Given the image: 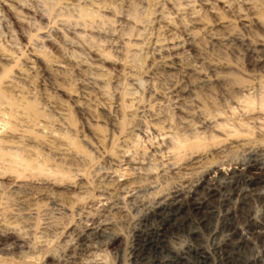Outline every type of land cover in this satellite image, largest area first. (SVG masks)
Wrapping results in <instances>:
<instances>
[{"label": "rangeland", "instance_id": "rangeland-1", "mask_svg": "<svg viewBox=\"0 0 264 264\" xmlns=\"http://www.w3.org/2000/svg\"><path fill=\"white\" fill-rule=\"evenodd\" d=\"M162 43L174 51L161 49ZM263 49L264 0H0V100L7 103L0 114V155L9 163L0 166V264H91L94 256L92 264H132L133 249L159 226L152 205L176 188L186 190L208 167L230 171L250 161L248 149L224 144L204 161L188 156L177 165L162 153L168 144L157 130L188 137L194 128L207 136L213 130L205 119L261 123L264 107L246 114L235 103L248 93L264 95ZM177 95L187 104L186 115L175 107ZM262 136L255 133L252 140L264 145ZM160 153L168 156L166 163ZM261 158L264 152L257 157L260 168ZM261 186L239 187L236 193L243 194L223 190L228 200L211 198L204 213L189 218L185 232L164 237L168 248H157L142 264H172L180 255L183 264L195 255L221 264L240 232L264 262ZM222 215L239 228L236 236L214 235ZM85 228L96 230L88 240L96 249L78 255ZM249 257L237 253L230 264H252Z\"/></svg>", "mask_w": 264, "mask_h": 264}, {"label": "bare ground", "instance_id": "bare-ground-1", "mask_svg": "<svg viewBox=\"0 0 264 264\" xmlns=\"http://www.w3.org/2000/svg\"><path fill=\"white\" fill-rule=\"evenodd\" d=\"M209 3V2H208ZM11 10V9H10ZM17 15V14H16ZM193 15V14H192ZM18 16V15H17ZM17 18V17H16ZM19 20V19H18ZM186 41V40H185ZM164 42V41H163ZM161 44V43H160ZM162 45L164 46L165 44H163L162 43ZM162 45H160V46H162ZM160 47L161 49L163 48L164 50H166V48L168 49H172V51H174L173 50V48H171V47H169L168 45L166 46H164V47ZM171 46V45H170ZM175 46V45H174ZM177 46V45H176ZM176 46H175V48H176ZM173 47V46H172ZM154 49V48H153ZM159 51V50H158ZM168 51V50H167ZM251 51H261V49L260 50H258V49H256V48H252V50ZM263 51H264V49H263ZM169 55V54H168ZM171 55V54H170ZM166 57H167V55H166ZM169 57V56H168ZM165 58V57H164ZM95 79V78H94ZM94 79H91L92 81L94 80ZM96 81V80H95ZM94 82V81H93ZM92 82V83H93ZM250 90V88L249 89H246V90H244L246 93L248 92ZM250 92V91H249ZM0 95H1V97L3 96L4 97V93L2 92V91H0ZM242 96H243V94H242ZM253 96H254V94H253ZM256 98V97H255ZM255 98H253L249 93L247 94V96L245 95V96H243L242 98H240V99H237L238 101L235 103L236 105H238V107H239V105L240 106H242V107H240V108H242L243 110H244V112L247 114V113H253V111H255V109H259V108H262V107H264V95L262 96H260L257 100H256V102H255ZM176 99H178L175 103H176V105L177 106H175L176 107V109L179 111V113L181 114V113H183V114H185V110H184V108L185 107H187V104L185 103V101H183V98L182 97H180V95H177V98ZM175 101V100H174ZM4 104H7V103H3V102H1V100H0V114L2 113L1 111L5 108V107H2ZM243 104V105H242ZM175 109V108H174ZM234 109V107L232 108V110ZM236 109V108H235ZM184 110V111H183ZM239 110V109H238ZM230 111V110H229ZM235 111V110H234ZM243 113V112H242ZM233 114V113H232ZM248 114V115H249ZM186 115V114H185ZM237 115V114H236ZM240 115V114H239ZM243 115V114H242ZM208 116H209V114H208ZM220 116V115H219ZM238 116V115H237ZM239 117V116H238ZM204 118V117H203ZM208 118V117H207ZM212 118V117H211ZM218 118V117H217ZM228 118V117H227ZM227 118H225V119H227ZM234 118V117H233ZM228 119H230V120H223V121H221V122H218V121H216V122H212L211 123V120L209 121V120H206L205 119V122L207 123V125L208 126H211V130H213V135L212 134H207V136H200V133L199 134H197V131H194L193 129L194 128H192V129H190V130H192V133H193V135H192V133L190 134V136H188V137H186V136H184V137H182V136H178L175 132V134L173 133H168V131L166 132V130H163V131H165V132H162V131H160V130H162L161 128L159 129V130H157V128H155L158 132H159V134L161 135V137L167 142V143H165V145L167 146V144H168V146H167V151H165V148H164V151H162V153L164 152V153H166V155L168 154V156L170 157L169 159H171V162L173 161L174 163L176 162V164L178 163V161L180 162L181 160H184L186 157H193V159H196L197 160V162H200L199 161V159L200 160H203L204 161V158H203V156H205V158H206V154L207 153H210V152H213L214 150H216V149H219L222 145H224V144H226V145H228L229 146V148H232V149H234V148H239V149H248L249 150V152H247L246 151V154L248 153V155L250 156V161H249V163L247 162V161H244V162H247L248 164H244L243 163V161H242V164H238V167L237 168H232V169H230V171H228V169H226V171H223V170H221V168H216L215 166L214 167H208L209 165H206V167H208V168H206V170H204L202 173H203V175L202 176H200L201 175V173H199L200 175V177L196 180V181H194V182H192L191 183V185L189 186V187H187V189L186 190H177V188H176V190H174V191H171L168 195H167V198L166 199H164V197H162L164 200H159L157 203H155V205H157L155 208H153V206L154 205H152V209H150V211H151V214H152V220H156V219H159L158 220V224H159V226L157 227V228H155L152 232H150L149 234H150V237H149V239H147V240H145V241H143V243L141 244V245H139L137 248H135V249H133V253H131V254H133V256L134 257H132L133 258V261H132V264H142L143 262L145 263V261H144V259H148V257H150V255H151V253L153 254L156 250H157V248H166L165 247V245H163V243L165 242L163 239H164V237L165 238H167V237H171V236H179V234H181V233H183V232H185V229L187 228L186 227V222L187 223H189L188 222V220H189V218H191V217H195L197 214H199L201 211H203V213H204V209H206L207 208V205H208V201L211 199V198H213V197H215V196H217V195H220L221 194V192L223 191V190H230V192H231V194H237V193H240V191L239 192H237L236 193V191H238V188L239 187H242L243 188V186H248L249 188H250V190L251 191H257L258 190V188L261 186V184H263L264 185V166L262 165V167L260 168L259 167V163H258V160L259 159H257V157L259 158V156L261 155V153L262 152H264V145L262 146L261 145V143H263V142H261L260 140V143L258 142V143H256V142H254L253 140V135L255 134V133H257V134H259V135H263L264 136V120L263 119H261V123H259L258 121V119L255 121V122H253V123H255V124H257V125H259V127H252V125H253V123H252V125L250 126L249 125V123L247 122H243L242 120L240 121L239 119V121L236 119V117L234 118V119H232L231 120V118H228ZM189 120V119H188ZM188 120H187V122H188ZM251 121H253L252 119H250ZM213 121V120H212ZM251 121H250V123H251ZM263 121V122H262ZM192 122V121H191ZM203 122V121H202ZM161 123V122H160ZM179 123H180V121H179ZM181 123H184V122H181ZM189 124V123H188ZM188 124H186L185 123V125H187L188 126ZM204 124V123H203ZM184 125V127L186 128L187 126H185ZM205 126V125H204ZM145 127H147V126H145ZM155 127V126H154ZM149 128H152L151 126L149 127ZM148 128V129H149ZM207 128H209V131H210V127H207ZM153 129V128H152ZM195 129H196V127H195ZM255 129H256V131H255ZM147 130V129H146ZM189 129H188V131H190ZM205 130V129H204ZM203 130V131H204ZM143 131V130H142ZM149 131V130H148ZM196 132V134L194 133V132ZM145 132V131H144ZM147 132V131H146ZM154 132H156L155 130H154ZM157 132V133H158ZM170 132V131H169ZM173 132V131H172ZM191 132V131H190ZM157 133H155L156 134V136H160V135H158ZM210 133H211V131H210ZM214 133H215V135H214ZM205 134V133H204ZM218 134V135H217ZM186 135V134H185ZM192 135V136H191ZM203 135V134H202ZM209 135V136H208ZM262 136V137H263ZM260 137V136H259ZM160 138V137H159ZM162 138H160L161 140V142H163L162 141ZM253 139V140H252ZM264 139V138H263ZM132 141V140H131ZM155 141V140H154ZM160 142V143H161ZM0 148H2V146L4 145V141L2 140V139H0ZM125 143V142H124ZM123 143V144H124ZM130 143H132V142H130ZM160 143H158V144H160ZM163 145L162 146H164V142L162 143ZM128 145V144H127ZM126 146V145H125ZM130 146V145H129ZM128 147V146H127ZM154 147H157V148H159V149H161L160 147L161 146H159L158 147V145L157 146H154ZM224 148H227V147H225L224 146ZM126 149V148H125ZM128 149V148H127ZM162 150V149H161ZM220 150V149H219ZM227 150H228V148H227ZM236 150H238V149H236ZM235 150V151H236ZM241 151V150H240ZM245 151V150H244ZM121 152V151H120ZM128 152H129V150H128ZM145 152V151H144ZM157 152H158V150H157ZM159 152H161V151H159ZM223 152V151H222ZM225 152V151H224ZM151 153H154V151H152ZM156 153V152H155ZM154 153V154H155ZM162 153H160L159 154V159H160V155L162 154ZM229 153V152H228ZM14 153H12L10 156L12 157V155H13ZM124 154V153H123ZM122 154V155H123ZM143 154V153H142ZM141 154V155H142ZM153 154V155H154ZM158 153H156V155H157ZM218 154V153H217ZM220 154V153H219ZM14 155H16V154H14ZM126 155V154H125ZM208 155V154H207ZM263 155V154H262ZM151 157H153L152 155H150ZM158 156V155H157ZM168 156H166L167 158H168ZM249 156H247V157H249ZM127 157V156H126ZM133 157V156H132ZM149 157V156H148ZM150 157V158H151ZM162 157H164V155L162 154ZM166 157H164V159L163 158H161V161H164V160H166L165 158ZM130 158V157H129ZM136 158V157H135ZM149 158V160H151ZM203 158V159H202ZM12 159H13V157H12ZM154 159V158H153ZM153 159H152V161H153ZM189 159V158H188ZM248 159V158H247ZM246 159V160H247ZM262 159V158H261ZM264 159V158H263ZM262 159V160H263ZM130 160H133V158L131 159L130 158ZM138 160H139V158H138ZM187 160V159H186ZM244 160V159H243ZM261 160V161H262ZM123 161V160H122ZM141 161V160H140ZM140 161H138V162H140ZM148 161V160H147ZM191 161V160H190ZM130 162H132V161H130ZM133 162H135V161H133ZM132 162V163H133ZM137 162V161H136ZM135 162V163H136ZM165 163H166V161H164ZM196 162V163H197ZM121 163V162H120ZM173 163V164H174ZM182 163V162H181ZM201 163H202V161H201ZM262 163V162H261ZM1 164L2 165H5V164H8L9 165V163H8V160L7 159H4V156L3 155H0V166H1ZM128 164V163H127ZM127 164H126V169L127 170H129V171H131L130 169H132L133 167H131V168H127ZM167 164H171L170 162H167ZM166 164V165H167ZM206 164V163H205ZM264 164V163H263ZM121 165V164H120ZM119 164H118V166H120ZM124 165V164H123ZM130 165V164H129ZM134 165V164H133ZM136 165V164H135ZM134 165V166H135ZM140 165H141V162H140ZM144 165V164H143ZM152 165V164H151ZM165 165V166H166ZM178 165V164H177ZM176 165V166H177ZM194 165H195V163H194ZM197 165V164H196ZM152 166H154V165H152ZM156 166H158V165H156ZM164 166V167H165ZM169 166V165H168ZM205 166V165H204ZM203 166V167H204ZM212 166V165H211ZM236 166V165H235ZM136 167V166H135ZM141 167V166H140ZM139 167V168H140ZM162 167V166H161ZM163 167V168H164ZM173 167H175V166H173ZM219 167V166H218ZM221 167V166H220ZM118 168V167H117ZM124 168V167H123ZM123 168H122V171H123ZM176 168H178V167H176ZM226 168V167H225ZM229 168V167H228ZM119 169H120V167H119ZM119 169H117L118 171L117 172H119L120 170ZM143 169V168H142ZM154 169V168H153ZM152 169V170H153ZM168 169V168H167ZM201 169H202V167H201ZM224 169V168H223ZM133 170H135V168L133 169ZM144 170V169H143ZM168 170H170V169H168ZM171 170H173V169H171ZM203 170V169H202ZM112 173L114 174V169H112ZM137 171V170H136ZM136 171H134V172H136ZM124 172V171H123ZM126 172V171H125ZM125 172L124 173H121V174H125ZM134 172H132L133 173V175H134ZM141 172V171H140ZM142 172H144V171H142ZM162 172V171H161ZM199 172H201V171H199ZM120 173V172H119ZM162 173H164V172H162ZM130 174V173H129ZM139 174V173H138ZM137 174V175H138ZM120 176V177H124V176ZM126 176H128V173L127 174H125ZM132 174H130V176H131ZM132 175V176H133ZM162 175V174H161ZM212 175V176H211ZM115 176V175H114ZM125 176V177H126ZM211 176V177H210ZM198 177V176H197ZM222 178H224L225 180L227 179V180H229V181H221V179ZM196 179V178H195ZM181 180H182V178H181ZM154 181H155V179H154ZM183 181H185V179L184 180H182L181 182H183ZM223 182V183H221V182ZM117 182V181H116ZM125 182V181H124ZM124 182H123V184H124ZM127 182V181H126ZM180 182V183H181ZM186 182V181H185ZM190 182V181H189ZM188 182V183H189ZM128 183V182H127ZM126 183V184H127ZM133 183V182H132ZM220 183V184H219ZM118 184V183H117ZM117 184H116V186H117ZM125 184V185H126ZM131 184V182L129 183V185ZM184 184H186V183H184ZM224 184H226V185H224ZM114 185V184H113ZM118 185H121V184H118ZM128 185V184H127ZM131 185H133V184H131ZM177 185V184H176ZM187 185V184H186ZM115 186V187H116ZM122 186V185H121ZM124 186V185H123ZM122 186V188L120 187V186H117V187H120L122 190L125 188V186L123 187ZM179 186V185H178ZM188 186V185H187ZM128 187V188H127ZM185 187V186H184ZM183 187V188H184ZM244 187V188H245ZM262 187V186H261ZM126 188L127 189H129V188H131L130 186H126ZM133 188H134V186H133ZM151 188V187H150ZM155 188V187H154ZM175 189V187H172V189ZM132 189V188H131ZM168 189H171V188H168ZM260 189V188H259ZM114 190V189H113ZM122 190H120V192L122 191ZM130 190V189H129ZM114 191H116V190H114ZM113 191V192H114ZM119 191V189L117 190V192ZM124 191V190H123ZM122 191V192H123ZM133 191V192H132ZM169 191V190H168ZM244 191V190H243ZM125 192V191H124ZM127 192L129 193V191L127 190ZM127 192H126V194H127ZM130 192H132V193H134V189L133 190H131ZM138 192V191H137ZM224 193V195H226V194H228L229 192L228 191H223ZM228 192V193H227ZM232 192H235V193H232ZM131 193V194H132ZM152 193V192H151ZM226 193V194H225ZM242 193V192H241ZM240 193V194H241ZM245 193V192H244ZM247 193V192H246ZM122 193H120V195H121ZM131 194H130V196H131ZM222 194V195H223ZM230 194V193H229ZM243 194V193H242ZM252 194V193H251ZM109 195V194H108ZM117 195V194H116ZM115 195V196H116ZM119 195V194H118ZM163 195H164V193H163ZM254 195V194H253ZM258 195V194H257ZM110 196H112V197H114L113 195H110ZM110 196H108V199H107V201L109 200V198H110ZM122 196H125V193H124V195H122ZM165 196H166V194H165ZM221 196V195H220ZM235 196V195H234ZM238 196V195H237ZM128 197H129V195H128ZM132 197V196H131ZM102 198V197H101ZM117 199L119 198V199H121L122 197H116ZM124 198V197H123ZM122 198V199H123ZM220 198V197H219ZM221 198H222V196H221ZM224 198V197H223ZM222 198V199H223ZM96 199V198H95ZM100 199V198H99ZM111 199V198H110ZM214 199V198H213ZM216 199V198H215ZM214 199V200H215ZM225 199V198H224ZM229 199L231 200V198L229 197ZM103 200H105V198H103ZM225 200H228V199H225ZM100 201H101V199H100ZM107 201H106V203H107ZM216 201H218L217 199L214 201V202H216ZM224 201V200H223ZM109 202V201H108ZM112 202V201H111ZM110 202V203H111ZM211 202H213V201H211ZM99 203H101V202H99ZM218 203H219V201H218ZM228 203V202H227ZM231 203V202H230ZM97 204H98V202H97ZM113 204V203H112ZM122 204V203H121ZM212 204V203H211ZM220 204V203H219ZM150 205V204H149ZM216 205V204H215ZM222 205V204H221ZM98 206V205H97ZM116 206V205H115ZM148 206V205H147ZM209 206V205H208ZM220 206V205H219ZM117 207V206H116ZM115 207V208H116ZM144 208H147L146 206H144ZM150 208H151V206H150ZM209 208V207H208ZM207 208V209H208ZM228 208V207H227ZM86 209V208H85ZM148 209V208H147ZM215 209V208H214ZM217 209H218V207H217ZM144 210V209H143ZM220 210V209H219ZM223 210H225V208L223 209ZM89 211V210H88ZM147 211V210H146ZM148 212V211H147ZM219 212H222V211H219ZM224 212V211H223ZM98 213V212H97ZM144 213H145V211H144ZM143 213V214H144ZM149 213V212H148ZM147 213V214H148ZM218 213V212H217ZM216 213V214H217ZM226 213V212H225ZM232 213V212H231ZM87 214L89 215V212H87ZM219 214V213H218ZM227 214H229V212L227 213ZM91 215H92V213H91ZM221 215V214H220ZM95 216V215H94ZM93 216V217H94ZM216 216V215H215ZM231 216V215H230ZM84 217H85V215H84ZM144 217H145V215H144ZM218 217V216H217ZM222 217H223V215H222ZM85 218H88V216H86ZM216 217H214V219H215ZM146 219V218H145ZM199 219V218H198ZM197 219V220H198ZM223 223H221V227L219 228V230L218 231H215L214 232V235H218V234H220V233H223V232H232V234H233V236H236L237 235V231L236 230H238L236 227H234L233 226V221H232V219H231V217H230V219L229 218H224L223 217ZM246 219V218H245ZM244 219V220H245ZM86 220V219H85ZM88 220V219H87ZM151 220V219H150ZM218 220V219H217ZM217 220H214V221H217ZM243 220V221H244ZM200 221V220H199ZM156 222V221H155ZM197 222V221H196ZM195 222V223H196ZM201 222V221H200ZM200 222H198V223H200ZM209 222V221H208ZM217 222H219L220 223V221H217ZM247 222H249V221H247ZM247 222H245V223H247ZM251 222V221H250ZM95 223V222H94ZM104 223V222H103ZM103 223H100V225L99 226H101V224L103 225ZM106 223V222H105ZM149 223V222H148ZM147 223V224H148ZM236 223V222H235ZM87 224V223H86ZM93 224V223H92ZM97 224H99V223H97ZM201 224V223H200ZM210 224H211V222H210ZM209 224V225H210ZM260 224H262V223H260ZM83 225V224H82ZM96 225V224H95ZM140 225V224H139ZM152 225V224H151ZM155 225H156V223H155ZM188 225H190V223L188 224ZM192 225V224H191ZM197 225V224H196ZM195 225V226H196ZM216 225H218V223L216 224ZM242 225V224H241ZM244 225V224H243ZM247 225V224H246ZM107 226V225H106ZM105 226V227H106ZM215 226V225H214ZM245 226V225H244ZM252 226V225H251ZM251 226H249L248 225V227H251ZM94 227V226H93ZM105 227H103V228H105ZM153 227V226H152ZM191 227H193V226H191ZM203 227H204V225H203ZM218 227V226H217ZM140 228V227H139ZM197 228V227H196ZM205 228V227H204ZM214 228V227H213ZM243 228H245V227H243ZM247 228V227H246ZM145 229V228H144ZM215 229H217V228H215ZM241 229V228H240ZM245 230V229H244ZM83 231V233H79V239H78V247H76V251L77 252H86V253H88V255H90L89 254V251L91 250V249H94L95 248V246H94V244H93V248H91L90 246H89V236H90V233H94V237L96 236V230L95 229H89V228H85V229H83L82 230ZM81 231V232H82ZM101 231V230H100ZM192 231V230H191ZM190 231V232H191ZM213 231V230H212ZM239 231V230H238ZM243 231V230H242ZM105 232H106V230H105ZM109 232V231H108ZM189 232V231H188ZM194 232V231H193ZM207 232V231H206ZM211 232V231H210ZM192 233V232H191ZM204 233H205V230H204ZM203 233V234H204ZM241 234H239L238 233V240H235L236 242L234 243V251L233 252H231V253H228V254H223L219 259H220V262H221V264H224V262L226 263V264H230V263H232L233 261H235L236 259H235V255L237 254V253H241V254H243V255H245L246 253H249L250 254V257L248 258V260H247V262H249V263H252V264H264V262H262L257 256H255V255H253L252 253L254 252L253 251V249L252 248H254V247H249L247 244V242H248V240L246 239V238H244L243 236H242V232H240ZM144 234V233H143ZM142 234V235H143ZM147 234V233H146ZM194 234V233H193ZM208 234V233H207ZM212 234V233H211ZM228 234V233H227ZM109 235V234H108ZM111 235V234H110ZM141 235V234H140ZM165 235V236H164ZM195 235V234H194ZM199 235H200V233H199ZM72 236V235H71ZM77 236V235H76ZM92 236V235H91ZM98 236H100V235H98ZM136 236V235H135ZM196 236H198V235H196ZM208 236H209V234H208ZM245 236V235H244ZM78 237V236H77ZM76 237V238H77ZM97 237V236H96ZM95 237V238H96ZM169 237V238H170ZM184 237H185V235H184ZM214 237V236H213ZM232 238V235H229V238ZM103 238V237H102ZM199 238V237H198ZM197 238V239H198ZM202 238V237H201ZM221 238V237H220ZM219 238V239H220ZM110 239H111V237H110ZM135 239V238H134ZM141 239H142V237H141ZM146 239V238H145ZM173 239V238H172ZM177 239H179V238H176V240ZM186 239V238H185ZM189 239H191V238H189ZM195 239V238H194ZM222 239V238H221ZM89 240V241H88ZM97 240V239H96ZM111 240H113V239H111ZM137 240V239H136ZM143 240V239H142ZM166 240V239H165ZM170 240H171V238H170ZM192 240H193V238H192ZM218 240V239H217ZM92 241V240H91ZM164 241V242H163ZM168 241H169V239H168ZM222 241V240H221ZM220 241V242H221ZM226 240H224L223 239V243L225 242ZM231 241V240H230ZM112 242V241H111ZM136 242V241H135ZM218 242V241H217ZM93 243V242H92ZM222 243V244H223ZM226 243V242H225ZM76 244V243H75ZM97 244V243H96ZM108 244V243H107ZM136 244V243H135ZM91 245V244H90ZM98 245V244H97ZM166 245H168V244H166ZM169 245H172L171 243L169 244ZM190 245H192L193 246V244H190ZM199 245V244H198ZM197 245V246H198ZM218 245V244H217ZM221 245V244H220ZM225 245V244H224ZM227 245V244H226ZM229 245V244H228ZM227 245V246H228ZM76 246V245H75ZM195 246V245H194ZM197 246H196V248H197ZM248 246V247H247ZM169 247H171V246H169ZM91 248V249H90ZM168 248V247H167ZM191 248V247H190ZM202 248V247H201ZM200 248V249H201ZM222 248H223V246H222ZM96 249V248H95ZM103 249V248H102ZM175 249V248H174ZM179 249H181V248H179ZM178 249V250H179ZM183 249V248H182ZM198 249V248H197ZM204 249V248H203ZM214 249H216V248H214ZM224 249V248H223ZM232 249H233V247H232ZM71 250V249H70ZM98 250V249H97ZM159 250V249H158ZM189 250V249H188ZM193 250V249H192ZM199 250V249H198ZM204 250H206V249H204ZM218 250V249H217ZM254 250H256V249H254ZM95 250H93V252H94ZM162 251V250H161ZM166 251V250H165ZM203 251V250H202ZM201 251V252H202ZM212 251V250H211ZM219 251V250H218ZM72 252V251H71ZM76 252V253H77ZM168 252V251H167ZM180 252H181V250H180ZM191 252V251H190ZM208 252V251H207ZM225 252V251H224ZM73 253V252H72ZM78 253V255H81V253L79 254ZM96 253V252H95ZM164 253V252H163ZM173 253V252H172ZM184 253V252H183ZM186 253V252H185ZM200 253V252H199ZM199 253H196L197 255L199 254ZM255 253V252H254ZM257 253V252H256ZM259 253V252H258ZM71 254V253H70ZM83 254V253H82ZM93 254V253H92ZM98 254V253H97ZM96 254V255H97ZM159 254V253H158ZM168 254H169V252H168ZM171 254V253H170ZM181 254H182V252H181ZM190 254V253H189ZM205 254V253H204ZM203 254V255H204ZM215 254V253H214ZM77 255V256H78ZM95 255V254H94ZM176 255V254H175ZM184 255V254H183ZM210 255H211V253H210ZM73 256V255H72ZM98 256H100L99 254H98ZM177 256H178V253H177ZM189 256V255H188ZM192 256V255H191ZM209 256V255H208ZM241 256V255H240ZM61 257V256H60ZM59 257V258H60ZM63 257V256H62ZM66 257V256H65ZM71 257V256H70ZM70 257H67V258H70ZM84 257L86 258V255L84 254ZM95 257V256H94ZM94 257H93V259H92V261L94 260ZM243 257V256H242ZM245 257V256H244ZM58 258V259H59ZM79 258V257H78ZM81 258H82V256H81ZM80 258V259H81ZM98 258V257H97ZM162 258V257H161ZM168 258V257H167ZM193 258V257H192ZM246 258V257H245ZM61 259V258H60ZM63 259V261L61 262V263H64V258H62ZM61 259V260H62ZM82 259H84V258H82ZM130 259V258H129ZM170 259V258H169ZM173 259V258H172ZM184 256L182 257L181 255L180 256H178L177 258H176V260H174V262H172V264H180V263H182L183 264V262H184ZM194 260H193V262L190 260H188L187 261V264H209L208 263V258L206 257V256H197L196 257V255H195V257L193 258ZM213 259V258H212ZM212 259H210V260H212ZM68 260V259H67ZM70 260V259H69ZM72 260H78L77 258H76V256H75V259L74 258H72ZM99 260V259H98ZM161 260L162 259H160V262H161ZM186 260V259H185ZM54 261V260H53ZM56 261V260H55ZM85 260H83V262H84ZM92 261H91V264H92ZM94 261H96V260H94ZM93 261V262H94ZM128 261H130V260H128ZM148 260H146V262H147ZM158 261V260H157ZM168 261V260H167ZM57 262H58V260H57ZM60 262V261H59ZM58 262V263H59ZM67 261H65V263H66ZM73 262V261H72ZM88 262H89V259H88ZM159 262V264H168V263H164V262H162V263H160ZM170 262V261H169ZM70 263H71V261H70ZM69 263V264H70ZM76 263V262H75ZM79 263H82V261H79ZM78 263V264H79ZM130 263V262H129ZM218 263V262H217ZM216 263V264H217ZM240 263H241V261H240ZM71 264H73V263H71ZM84 264V263H83ZM85 264H86V261H85ZM88 264V263H87ZM90 264V263H89ZM100 264V263H99ZM101 264H104V262H102L101 261ZM131 264V263H130ZM234 264V263H233Z\"/></svg>", "mask_w": 264, "mask_h": 264}]
</instances>
